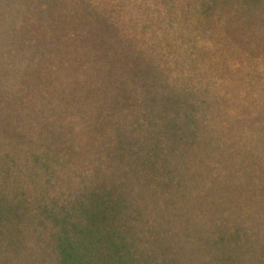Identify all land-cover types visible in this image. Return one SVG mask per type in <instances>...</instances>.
Returning a JSON list of instances; mask_svg holds the SVG:
<instances>
[{
  "label": "rangeland",
  "instance_id": "374dc122",
  "mask_svg": "<svg viewBox=\"0 0 264 264\" xmlns=\"http://www.w3.org/2000/svg\"><path fill=\"white\" fill-rule=\"evenodd\" d=\"M0 209V264H264V0H0Z\"/></svg>",
  "mask_w": 264,
  "mask_h": 264
},
{
  "label": "trees",
  "instance_id": "16d2710c",
  "mask_svg": "<svg viewBox=\"0 0 264 264\" xmlns=\"http://www.w3.org/2000/svg\"><path fill=\"white\" fill-rule=\"evenodd\" d=\"M77 207H79V218L84 223V234L95 240L98 245H101V241H107L110 236L105 230L109 229L110 224L113 223V215L119 207V202L111 201L106 196L93 194L85 202L78 203ZM7 215L5 217L4 211L0 209L1 225L8 222L10 217L15 215V211ZM102 232L104 235H101ZM4 234V231L0 229V236ZM58 251L62 254L63 264H81L78 260L81 256L73 251L71 245H62Z\"/></svg>",
  "mask_w": 264,
  "mask_h": 264
}]
</instances>
